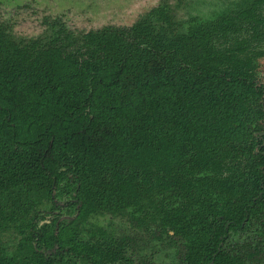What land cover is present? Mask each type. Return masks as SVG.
<instances>
[{
  "label": "trees",
  "instance_id": "trees-1",
  "mask_svg": "<svg viewBox=\"0 0 264 264\" xmlns=\"http://www.w3.org/2000/svg\"><path fill=\"white\" fill-rule=\"evenodd\" d=\"M243 4L186 27L171 2L131 25L0 27V264H131L129 236L83 225L129 211L176 264H264V0ZM62 195L77 217L40 223Z\"/></svg>",
  "mask_w": 264,
  "mask_h": 264
},
{
  "label": "rangeland",
  "instance_id": "rangeland-1",
  "mask_svg": "<svg viewBox=\"0 0 264 264\" xmlns=\"http://www.w3.org/2000/svg\"><path fill=\"white\" fill-rule=\"evenodd\" d=\"M241 0H0V27L19 37L49 33L55 20L81 32L106 24L131 25L152 7L171 2L174 18L186 27L194 17L212 18L221 10L240 6ZM243 5V3H242ZM260 79L264 80V56L259 59ZM74 204H70V202ZM78 204L70 195L55 196L54 204L42 206L46 220H73ZM130 212V211H129ZM94 213L83 222L85 227H101L118 236L132 238L128 255L133 264H176L175 249L166 238L158 237L152 221L145 226L129 214ZM42 220L41 222H43ZM154 230V231H153ZM14 234L0 233V243L11 246ZM70 264V263H66Z\"/></svg>",
  "mask_w": 264,
  "mask_h": 264
},
{
  "label": "flooded vegetation",
  "instance_id": "flooded-vegetation-1",
  "mask_svg": "<svg viewBox=\"0 0 264 264\" xmlns=\"http://www.w3.org/2000/svg\"><path fill=\"white\" fill-rule=\"evenodd\" d=\"M245 0H241L240 2H244ZM242 3H241V5L240 6H236V7H231V8H228V10H236L237 11V9H240V8H242L243 6H244V4L242 5ZM7 34H10V35H12L11 33H9V32H7L4 28H2ZM13 37H15L14 35H13ZM20 38H25V39H28V38H26V37H19L18 39H20ZM30 38H32V37H30ZM253 46L257 49V50H259V52L258 53H256V57H255V63L257 64L258 62H259V59L261 58V57H263L264 56V37L262 38V39H260L258 42H254V44H253ZM259 73V69H257V75H258V79L261 81V83H264V80H262V79H260V75L258 74ZM264 124V123H263ZM262 133H264V129L263 130H260L259 131V134H262ZM138 219V218H137ZM42 220H44L43 222H45V221H48V220H46L45 218L44 219H42ZM41 220V221H42ZM139 220V219H138ZM40 221V223H43V222H41ZM139 221H141V220H139ZM149 222V221H148ZM148 222H144V221H141L140 223L141 224H143L144 226L148 223ZM155 229H157L156 228V226L154 225L153 226ZM154 231V230H153ZM158 231V230H157ZM157 231H154L155 232V234L157 235V234H159V232H157ZM113 234V233H112ZM116 235V234H115ZM238 235L239 236H244L245 235V232H242V231H240V232H238ZM118 236V235H117ZM121 236V235H120ZM130 237V236H129ZM131 238V237H130ZM131 240H132V238L130 239V242H131ZM130 246H131V244H130ZM130 248V247H129ZM128 252H129V249H128ZM127 252V253H128ZM130 257V256H129ZM130 259H131V261H132V258L130 257ZM213 261V260H212ZM134 262L132 261V263L131 264H133ZM119 264H130V263H128L127 261H124V262H122V263H119Z\"/></svg>",
  "mask_w": 264,
  "mask_h": 264
},
{
  "label": "water",
  "instance_id": "water-1",
  "mask_svg": "<svg viewBox=\"0 0 264 264\" xmlns=\"http://www.w3.org/2000/svg\"><path fill=\"white\" fill-rule=\"evenodd\" d=\"M212 263H213V261L210 262V264H212Z\"/></svg>",
  "mask_w": 264,
  "mask_h": 264
}]
</instances>
